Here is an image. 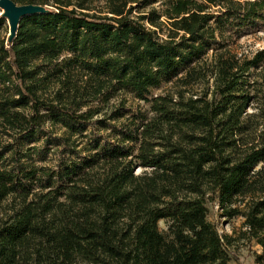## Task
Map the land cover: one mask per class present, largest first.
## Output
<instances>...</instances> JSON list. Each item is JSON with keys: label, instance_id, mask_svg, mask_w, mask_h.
I'll return each instance as SVG.
<instances>
[{"label": "trees", "instance_id": "16d2710c", "mask_svg": "<svg viewBox=\"0 0 264 264\" xmlns=\"http://www.w3.org/2000/svg\"><path fill=\"white\" fill-rule=\"evenodd\" d=\"M15 1L48 11L12 42L0 14V264H230L217 199L264 264V48L229 47L264 31V0H167L137 18L140 0ZM121 92L151 115L110 108Z\"/></svg>", "mask_w": 264, "mask_h": 264}, {"label": "rangeland", "instance_id": "374dc122", "mask_svg": "<svg viewBox=\"0 0 264 264\" xmlns=\"http://www.w3.org/2000/svg\"><path fill=\"white\" fill-rule=\"evenodd\" d=\"M93 1V6H96V10H100L106 6V0ZM166 1L167 0H140V2L130 3L128 8L131 6L134 7L132 17L137 18L140 14H147L152 9L161 10ZM1 12L2 9L0 8V13ZM7 25H9L8 20ZM164 36H166V34ZM229 47L233 52L238 54V56H247L248 58H253L254 54L258 50L264 48V31H252L238 36L232 41V43H230ZM251 74L252 75L250 78L254 80V68H252ZM176 88L177 83L175 81L164 82L161 86L153 88L149 97L173 92ZM204 88V83L196 84L194 87L196 91L200 92H202ZM122 101H125V106L130 110L143 111L148 115H151L149 110L150 104L145 100L136 98L131 93L121 92L118 96L112 98L110 102V108L119 105ZM252 110L253 109H249V111ZM143 170L144 167L140 165L136 166L137 173H140ZM208 208V219L217 226L221 234H229L233 238V244H231L229 248L232 255L230 264H258L256 262V254L262 251V247L258 245L256 241L251 240L249 235H243V232L247 229L244 227V217H230L226 215L218 199L210 200L208 202ZM159 227L161 230H166L168 228V223L164 220H160Z\"/></svg>", "mask_w": 264, "mask_h": 264}, {"label": "water", "instance_id": "95a60500", "mask_svg": "<svg viewBox=\"0 0 264 264\" xmlns=\"http://www.w3.org/2000/svg\"><path fill=\"white\" fill-rule=\"evenodd\" d=\"M0 8L2 9L1 16L9 22V42H12L16 38L20 22L24 17L48 11V7L42 4H19L15 0H0Z\"/></svg>", "mask_w": 264, "mask_h": 264}]
</instances>
